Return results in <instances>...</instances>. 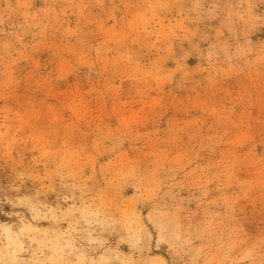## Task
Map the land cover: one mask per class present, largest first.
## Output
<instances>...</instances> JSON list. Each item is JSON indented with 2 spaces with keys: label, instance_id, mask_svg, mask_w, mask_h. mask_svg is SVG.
Instances as JSON below:
<instances>
[{
  "label": "rangeland",
  "instance_id": "obj_1",
  "mask_svg": "<svg viewBox=\"0 0 264 264\" xmlns=\"http://www.w3.org/2000/svg\"><path fill=\"white\" fill-rule=\"evenodd\" d=\"M0 264H264V0H0Z\"/></svg>",
  "mask_w": 264,
  "mask_h": 264
}]
</instances>
